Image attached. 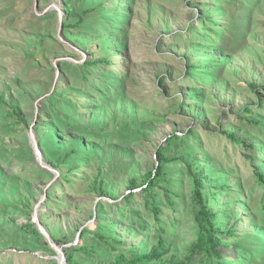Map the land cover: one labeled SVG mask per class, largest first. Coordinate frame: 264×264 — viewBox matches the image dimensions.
Here are the masks:
<instances>
[{
    "label": "rangeland",
    "instance_id": "rangeland-1",
    "mask_svg": "<svg viewBox=\"0 0 264 264\" xmlns=\"http://www.w3.org/2000/svg\"><path fill=\"white\" fill-rule=\"evenodd\" d=\"M259 176L264 0H0V264H264Z\"/></svg>",
    "mask_w": 264,
    "mask_h": 264
},
{
    "label": "trees",
    "instance_id": "trees-1",
    "mask_svg": "<svg viewBox=\"0 0 264 264\" xmlns=\"http://www.w3.org/2000/svg\"><path fill=\"white\" fill-rule=\"evenodd\" d=\"M63 64H65V63H62L60 65V67H62ZM101 64L109 65L110 63L104 62L102 60H97V61H94L93 63L92 62L89 63L86 66V69L87 68L89 69V67L90 68H97V67L101 66ZM56 99H57V94H54L50 98L51 101H56ZM70 103L72 104L74 102H70ZM252 113L253 112H251V114ZM240 119L242 120V117H240ZM72 125H73L74 129L77 130V128L75 127L76 124H72ZM81 132L83 134L86 133V131H84V130H81ZM228 138L231 142H233L235 144H240V145L244 146L245 148H247V150H249L253 147L250 143L243 142V141L239 140L235 134L228 135ZM39 140L40 139H38V141ZM170 141L171 140H167L166 143L169 144ZM163 149H164V147L162 146L160 148V150L158 152V156H157L161 162L166 161L164 154H163ZM164 176H165L164 175V169L162 166H159L156 168L155 172H151L148 175V178L146 179L144 186H142L140 188L142 195L144 197H147L146 199L149 200V202L153 208L154 215H156V217H155L156 220L158 219V215H159V211H160L159 210L160 205L156 202V200H154V197H152V191L155 188V186L161 180H163ZM61 179H63V181H65V183H70V179L68 178V176H65L62 174ZM258 179H259L260 183L264 186V176H259ZM195 188H196V197H197L199 204H200V211H199V214L197 216V220H198L199 225L201 226V236H200L199 241H198V247L200 249H206L207 246H211V247L215 248L216 243L214 241V236H213V234L215 233V226L213 224L214 216L208 210L206 204L204 203V200H203L202 194H201V184H200V181L198 179H195ZM132 189H137V188L133 186ZM52 192H53V190L49 191L48 197H50V194ZM133 197H134V194H132L131 196H127V199L125 200L126 206H130L132 204L133 200H131V199ZM28 228L33 230L34 233L36 232V234L40 235L39 232L36 230L35 224H32V226H28ZM87 230H84V232L81 235V238L86 237ZM229 235L233 236L232 233H230ZM51 237L53 238V236H51ZM102 241H105V240H102ZM165 248H166V242L163 240H160L158 246L155 247L150 254L144 255V256H135V258L132 260V263L129 262V264H147V263L161 262L164 260L166 255H168V253H169V250L165 249ZM84 251H87V250H84ZM66 260H67V264H73L70 256H67Z\"/></svg>",
    "mask_w": 264,
    "mask_h": 264
},
{
    "label": "water",
    "instance_id": "water-1",
    "mask_svg": "<svg viewBox=\"0 0 264 264\" xmlns=\"http://www.w3.org/2000/svg\"><path fill=\"white\" fill-rule=\"evenodd\" d=\"M36 9H37V7H36ZM61 60L69 61L68 59H61ZM58 61H60V60H57L56 63ZM71 61H73V60H71ZM31 138L34 140L33 129L31 131ZM34 223L37 225L39 231L42 233V235L45 237V239L48 241V243L57 251L59 264H67L66 263V259H65V253H64L63 247H59L58 245H56L53 242L51 236L47 233V231L45 230L44 226L42 225V223L40 221V218H39V216L37 214V210L35 211V215H34Z\"/></svg>",
    "mask_w": 264,
    "mask_h": 264
}]
</instances>
